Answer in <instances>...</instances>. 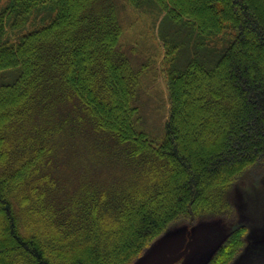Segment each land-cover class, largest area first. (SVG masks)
Returning <instances> with one entry per match:
<instances>
[{"label":"trees","instance_id":"obj_1","mask_svg":"<svg viewBox=\"0 0 264 264\" xmlns=\"http://www.w3.org/2000/svg\"><path fill=\"white\" fill-rule=\"evenodd\" d=\"M125 1L203 41L232 38L212 64L169 62L156 143L138 126L141 70L121 43L118 0H8L0 264H131L172 223L226 213L240 174L264 165V0ZM39 9L42 26L4 40L5 13L21 16L16 27ZM163 41L168 56L185 45ZM241 239L209 264H228Z\"/></svg>","mask_w":264,"mask_h":264},{"label":"rangeland","instance_id":"obj_2","mask_svg":"<svg viewBox=\"0 0 264 264\" xmlns=\"http://www.w3.org/2000/svg\"><path fill=\"white\" fill-rule=\"evenodd\" d=\"M122 2L118 0L123 23L121 43L134 68L141 70L135 100L139 107L138 126L156 143H161L170 115L169 62L182 68L196 57L212 64L226 49L232 33L209 35L203 41L189 31H176L170 18L160 14L156 7L147 10L143 5L139 9L126 1L123 6ZM7 4L8 0H0V11ZM48 14L47 9L35 10L25 22L13 27L12 21L20 20L21 16L17 12H10L8 16L5 13L4 40L16 42L21 34L42 26ZM163 38L185 45L168 56ZM240 175L231 191L232 205L226 213L172 223L131 264H158L162 259H173L170 264H209L223 244L238 234L242 242L228 264H264V165L248 168Z\"/></svg>","mask_w":264,"mask_h":264},{"label":"water","instance_id":"obj_3","mask_svg":"<svg viewBox=\"0 0 264 264\" xmlns=\"http://www.w3.org/2000/svg\"><path fill=\"white\" fill-rule=\"evenodd\" d=\"M172 261H173V259H171V260L162 259L158 262V264H170Z\"/></svg>","mask_w":264,"mask_h":264}]
</instances>
